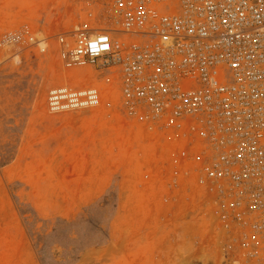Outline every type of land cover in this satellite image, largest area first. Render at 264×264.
<instances>
[{
    "label": "rangeland",
    "instance_id": "374dc122",
    "mask_svg": "<svg viewBox=\"0 0 264 264\" xmlns=\"http://www.w3.org/2000/svg\"><path fill=\"white\" fill-rule=\"evenodd\" d=\"M114 29L111 0H0V264H264L199 181L195 138L126 104L117 74L66 68L60 34ZM95 86L100 106L50 113L57 85ZM249 252V253H248Z\"/></svg>",
    "mask_w": 264,
    "mask_h": 264
},
{
    "label": "built area",
    "instance_id": "2783aa9c",
    "mask_svg": "<svg viewBox=\"0 0 264 264\" xmlns=\"http://www.w3.org/2000/svg\"><path fill=\"white\" fill-rule=\"evenodd\" d=\"M114 29L60 34L66 68L117 74L126 104L196 139L199 181L241 224L249 254L264 255V0H111ZM47 50L9 32L0 47ZM95 86L57 85L50 113L100 106Z\"/></svg>",
    "mask_w": 264,
    "mask_h": 264
}]
</instances>
